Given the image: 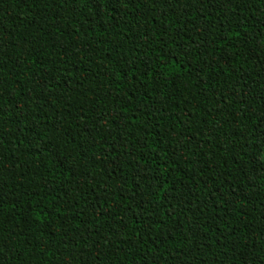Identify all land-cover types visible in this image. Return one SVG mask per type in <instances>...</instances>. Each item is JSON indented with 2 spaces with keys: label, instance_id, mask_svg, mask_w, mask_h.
Here are the masks:
<instances>
[{
  "label": "trees",
  "instance_id": "obj_1",
  "mask_svg": "<svg viewBox=\"0 0 264 264\" xmlns=\"http://www.w3.org/2000/svg\"><path fill=\"white\" fill-rule=\"evenodd\" d=\"M0 264H264V0H0Z\"/></svg>",
  "mask_w": 264,
  "mask_h": 264
}]
</instances>
